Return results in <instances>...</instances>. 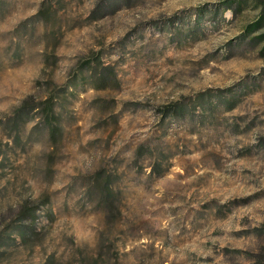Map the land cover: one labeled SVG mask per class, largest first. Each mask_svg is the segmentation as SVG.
Returning <instances> with one entry per match:
<instances>
[{
    "label": "rangeland",
    "instance_id": "obj_1",
    "mask_svg": "<svg viewBox=\"0 0 264 264\" xmlns=\"http://www.w3.org/2000/svg\"><path fill=\"white\" fill-rule=\"evenodd\" d=\"M0 264H264L263 5L0 0Z\"/></svg>",
    "mask_w": 264,
    "mask_h": 264
},
{
    "label": "trees",
    "instance_id": "obj_2",
    "mask_svg": "<svg viewBox=\"0 0 264 264\" xmlns=\"http://www.w3.org/2000/svg\"><path fill=\"white\" fill-rule=\"evenodd\" d=\"M239 4L245 3L247 0H237ZM259 4L263 5L264 9V0H255ZM107 9V8H106ZM40 105V104H39ZM45 106V109L52 106V102L47 100L43 104ZM48 105V106H47ZM38 108V104H34L33 100H26L24 101L19 107H17L13 114L6 120L4 124L10 125L13 130L17 129L21 123H26L29 121L32 117L31 114L33 111H35ZM48 110V109H47ZM48 119V112L46 113L45 120ZM55 131L53 129L50 130V137H54ZM105 190L107 189V184L105 185ZM106 198V197H105ZM108 198V197H107ZM26 213V212H25ZM27 214L29 215L31 219V223H34L35 219V212L34 210H27ZM23 231V237L25 239L32 238L35 234L34 229L29 228H22Z\"/></svg>",
    "mask_w": 264,
    "mask_h": 264
}]
</instances>
